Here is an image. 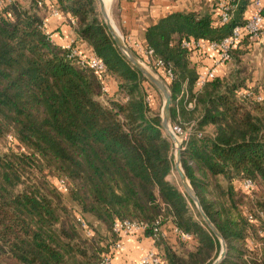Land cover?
Wrapping results in <instances>:
<instances>
[{"label":"trees","instance_id":"trees-1","mask_svg":"<svg viewBox=\"0 0 264 264\" xmlns=\"http://www.w3.org/2000/svg\"><path fill=\"white\" fill-rule=\"evenodd\" d=\"M2 1L0 138L11 136L15 147L0 152V264H103L119 240L114 224L123 220L147 225L145 236L154 238L165 264H212L220 243L192 211L190 198L168 180L173 145L160 114L147 101L148 80L117 48L97 0H29L26 6L20 0ZM250 3L230 0L233 16L225 24L219 14L172 13L144 35L155 59L172 73L171 123L179 117L195 122L181 164L226 242L220 264H264V247L261 261L247 260L240 249L249 230L264 229L245 213L264 211V96L259 102L238 97L252 77L241 58L249 39L232 52L231 73L196 94L198 73L190 62L192 51L182 42L228 37L245 22ZM53 9L73 21L78 36L106 64V75L116 78L113 96L105 98L106 75L82 66L44 31L45 16ZM184 88L196 97L192 110L177 103ZM210 126L212 133L206 132ZM59 179L65 180V193L57 186ZM245 180L255 184L252 193L242 189ZM158 220L161 230L155 237ZM168 222L191 240L177 235L180 248L169 246L162 235Z\"/></svg>","mask_w":264,"mask_h":264},{"label":"crops","instance_id":"crops-1","mask_svg":"<svg viewBox=\"0 0 264 264\" xmlns=\"http://www.w3.org/2000/svg\"><path fill=\"white\" fill-rule=\"evenodd\" d=\"M207 1V0H206ZM226 0H215L216 8L211 9L206 3L202 6L206 7L208 14L214 13L217 18L219 14V4ZM251 0L250 5L244 13V20H248L255 11V6ZM264 2V0H262ZM193 0H114V5L117 7L118 18L117 24L123 36L145 44L146 29L161 18L169 14L177 12H191L202 10V7L196 6L192 3ZM107 8V7H106ZM44 31L50 36L51 41L61 46L68 48L71 44L84 56L93 54L92 47L83 39H81L75 31L74 23L69 20L68 16L60 14L53 16L47 14L44 19ZM119 32V31H118ZM251 42L247 52L241 58L243 62L248 64L251 69V80L247 82V87H258L257 89L264 90V35L257 40H249ZM217 53L206 47L204 51H192L190 53V62L197 70V73L214 69V73L218 78L226 77L233 69L234 64L229 62L227 64H216ZM232 63V64H231ZM105 98L113 96L118 90V81L114 76L106 75L104 78ZM185 90V88L183 89ZM182 90V92H183ZM260 94L264 95L262 91ZM181 95V93H180ZM177 98L178 105L184 103ZM178 105L176 108H178ZM180 118V117H179ZM214 128L212 126L206 129V132L212 133ZM173 224L166 223L163 227V236L166 243L173 249L180 248V240L173 231ZM123 248L117 251L113 256V264H139L140 259L150 251H159L154 241L145 235L123 236ZM193 249V243L188 245Z\"/></svg>","mask_w":264,"mask_h":264},{"label":"built area","instance_id":"built-area-1","mask_svg":"<svg viewBox=\"0 0 264 264\" xmlns=\"http://www.w3.org/2000/svg\"><path fill=\"white\" fill-rule=\"evenodd\" d=\"M11 2L12 0H8ZM253 5L255 6V11L252 16L246 20L243 24H237L232 28L231 34L218 41V42H208L204 40H194L190 38L189 40H184L182 42V47L191 51H204L207 48L213 50L217 53L216 64H227L232 61V52L235 51L240 43L244 39L257 40L264 35V2L262 0H253ZM3 5V1L0 0V6ZM219 19L220 22L225 24L228 23L232 18L230 0H226L219 4ZM61 13L58 9H53L51 15L59 16ZM134 50L139 52L143 56L144 61L151 65L158 72H162L167 79H172L171 71L163 64L162 61L155 59L153 49L149 48L144 43L135 41ZM71 51L70 57L78 59V62L89 69L93 70L96 74L100 76H105L107 73L106 64L102 59L98 58L94 54L90 56H84L79 53V51L71 44L68 48ZM143 61V62H144ZM144 65V63H142ZM197 80L194 85V93H198L202 88L210 81L216 78L214 69L206 70L197 74ZM239 99H255L257 102L263 99L262 94H255L254 91L247 89L242 90L238 93ZM183 100V105L186 110H192L196 105V97L193 95L190 97L187 88L181 92L180 99ZM149 103V98H147ZM171 133L176 137L180 144L181 150H184L187 142L190 137L196 133L195 131V122H191L189 126H184L182 120L178 118L177 122L170 125ZM198 138L202 136L201 133L196 134ZM12 140L11 136H8ZM175 146V145H174ZM177 149L175 146L174 155ZM57 186L62 192H66V183L65 180H57ZM242 189L248 193H252L255 189V184L251 180H245L241 183ZM247 220L251 223L261 222L264 224V211L257 209L255 213H250L248 210L245 211ZM82 229L86 231V234L89 236L91 232L88 230L86 224L79 219ZM160 220H158L153 225L154 236L157 237L160 234L161 225ZM147 225L139 222H130L128 220L116 221L114 224L113 231L119 237V240L115 242L110 251L104 256L103 264H113L114 254L123 248L122 237L123 236H140L145 235ZM174 233L178 235L182 241L191 240L189 234L183 233L178 229H174ZM162 234V231H161ZM163 235V234H162ZM154 241V238H151ZM139 264H165L162 258L159 255V252L154 250L146 253L139 261Z\"/></svg>","mask_w":264,"mask_h":264},{"label":"water","instance_id":"water-1","mask_svg":"<svg viewBox=\"0 0 264 264\" xmlns=\"http://www.w3.org/2000/svg\"><path fill=\"white\" fill-rule=\"evenodd\" d=\"M98 6H99V13L104 20V23L108 29L109 34L113 38L117 48L121 52V54L125 57V59L131 64L136 70H138L156 89L159 90V92L162 94L164 98V104L162 108V127L165 130V132L170 137V140L172 143L176 146V153L174 158V168L177 172V175L179 177L180 186L183 190V192L190 198V200L195 204L202 221L208 228V230L216 237V239L219 241L221 246V251L219 253L218 258L212 263V264H220L227 254V245L226 242L222 236V234L218 231L216 226L211 222V220L208 218V216L203 211V208L201 206V203L192 188L181 164V158H182V150L180 148V144L176 137L171 133L170 131V125H171V108H172V94L170 92V89L166 82L159 78L156 74H154L152 71L146 68L133 54V52L129 49V47L125 44L123 38L121 37L120 33L118 32L117 28L114 25V22L111 19V16H109L106 12L105 5L103 0H97Z\"/></svg>","mask_w":264,"mask_h":264},{"label":"rangeland","instance_id":"rangeland-1","mask_svg":"<svg viewBox=\"0 0 264 264\" xmlns=\"http://www.w3.org/2000/svg\"><path fill=\"white\" fill-rule=\"evenodd\" d=\"M203 3H206L210 6H212L211 9H215L216 3L215 0H203ZM29 0H20V3L23 6H26L28 4ZM195 6H196V10L198 9V7H202V10L199 11H194L195 13L199 14V15H204V14H208L206 11V7L202 6V0H193L192 2ZM96 8L99 12V6H98V2L96 3ZM108 10L111 16L112 21L114 22L115 27L117 28V30L119 31L121 37L123 38L125 44L129 47V49L133 52V54L136 56V58L141 62L144 63V66H146L147 69H149L150 71H152L154 74H156L159 78L163 79L166 84L168 85L169 83V79H167V77L162 73V72H158L157 70H155L150 64L148 65L144 59L143 56H141V54H139V52L134 50V43L135 41H137L136 39H131V38H127L125 36L122 35V33L120 32L119 28H118V24H117V18H118V10L117 7L114 5V0L110 1V4L108 6ZM193 12V11H191ZM101 17V15H100ZM102 18V17H101ZM252 45V44H251ZM144 61V62H143ZM234 64V61H231ZM245 62V61H244ZM231 63V64H232ZM247 64H250L248 62H246ZM249 66V65H248ZM250 68V66H249ZM231 73V72H230ZM229 73V74H230ZM146 88H148L149 91V104L152 106L153 109H155V112L160 114V117L162 115V108H163V104H164V98L162 96V94L159 92L158 89H156L149 81L147 83H145ZM169 87V86H168ZM258 87H252L249 88L247 87L246 89H250L252 91H262L264 94V90L262 89H257ZM264 89V88H263ZM264 96V95H263ZM172 122V121H171ZM183 122V121H182ZM176 123V122H175ZM184 126H189V124L191 123H185L183 122ZM164 134L168 137V139L170 140V137L168 136V134L165 132L164 130ZM171 141V140H170ZM172 143V141H171ZM173 145V149H172V154L173 157L175 158L174 155V150H175V146ZM15 147V143L10 140L8 137H4V138H0V152H5L7 151L9 148ZM168 180L175 184L176 186H178L181 190V186H180V182H179V177L177 175V172L175 170V168L173 169V171L171 172V174L168 176ZM183 191V190H182ZM194 204V203H193ZM195 206V204H194ZM196 208V206H195ZM194 213L198 212L197 208L195 210H192ZM199 214V212H198ZM200 215V214H199ZM200 220H202L201 216H200ZM203 222V221H202ZM204 223V222H203ZM206 226V225H205ZM96 229L99 230L100 232L103 231V229L99 226V225H95ZM207 228V227H206ZM208 229V228H207ZM248 237H246L245 240V246H241L240 249L244 252V256L247 260H253V261H261V256H260V252L262 250V248L264 247V229H260V228H255V230H249L248 232ZM220 251H221V246H220ZM215 256V254H214ZM219 256V254H218ZM217 256V258H218ZM216 258V259H217ZM244 258V259H245Z\"/></svg>","mask_w":264,"mask_h":264},{"label":"bare ground","instance_id":"bare-ground-1","mask_svg":"<svg viewBox=\"0 0 264 264\" xmlns=\"http://www.w3.org/2000/svg\"><path fill=\"white\" fill-rule=\"evenodd\" d=\"M110 1H112V0H103V2H104V5H105V9H106V12H107V14L110 16V13H109V10H108V6H109V4H110ZM107 7V8H106Z\"/></svg>","mask_w":264,"mask_h":264}]
</instances>
